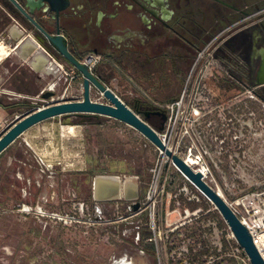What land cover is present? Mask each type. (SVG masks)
Returning a JSON list of instances; mask_svg holds the SVG:
<instances>
[{
	"label": "rangeland",
	"instance_id": "1",
	"mask_svg": "<svg viewBox=\"0 0 264 264\" xmlns=\"http://www.w3.org/2000/svg\"><path fill=\"white\" fill-rule=\"evenodd\" d=\"M14 24L18 25L12 19L4 25L0 21V41L6 46L16 43L5 38ZM45 54L53 60L50 53ZM210 54L207 50L204 56ZM213 64L211 60L210 64L185 71L186 79L191 78L186 108L181 107L185 114L180 109L175 124L172 121L176 110L172 114L163 103L147 99L146 83L140 81L134 66L130 65L127 71H113L99 65L95 72L103 76L104 86L165 138L177 156L199 157L200 164L208 170L204 180L226 202H231L248 193L264 191V114L250 91L248 149L241 148V132L234 135L233 148L215 147V131L209 125L212 114L204 115L207 124L203 125H199L202 114H194L197 97L205 91L201 85L196 90L195 82L213 78ZM24 68L22 74L31 77L29 67ZM217 71L218 75L223 74L222 66ZM55 76H47L43 84L57 78L52 99L43 98V94L33 100L20 99L30 112L82 99L81 79L71 82L65 80L66 75ZM65 88L62 95L60 91ZM15 89L34 92L33 87L21 88L16 79H11L0 85V101L7 91ZM90 99L106 102L94 87ZM224 119L225 114L218 115L220 122L225 123ZM32 130L42 159H50L51 153L52 161L58 163L55 183L50 188L41 179L37 187L33 177L28 176L30 183L23 181L24 185L36 193L19 201L14 198L16 187H11L10 198L0 208V264H112L125 254L136 264H180L178 258L182 257L187 264H239L247 258L242 249L236 248L235 240L227 242L229 229L214 206L166 156L128 125L104 116L83 115L55 117ZM242 155L246 158L243 163ZM106 167L107 174L90 173L92 169ZM97 176L118 178L121 194L105 201L96 200ZM124 178H131L137 198L125 195ZM6 180L3 181L7 183ZM149 235L151 239L147 238Z\"/></svg>",
	"mask_w": 264,
	"mask_h": 264
},
{
	"label": "flooded vegetation",
	"instance_id": "2",
	"mask_svg": "<svg viewBox=\"0 0 264 264\" xmlns=\"http://www.w3.org/2000/svg\"><path fill=\"white\" fill-rule=\"evenodd\" d=\"M9 19L72 73L65 72L66 81L82 82V77L48 36L58 37L79 62L99 56L92 71L101 84L97 66L113 71L134 66L146 83L147 99L168 108L178 100L185 107L191 82L185 71L213 60L215 76L199 82L205 91L197 97L195 114H202L199 125L207 124L205 114H212L215 147L233 148L234 135L241 132V148L248 149L250 91L264 114V88L253 85L264 49V0H0V21L4 25ZM207 50L211 54L204 56ZM219 65L223 74L218 75ZM219 114H225V123Z\"/></svg>",
	"mask_w": 264,
	"mask_h": 264
},
{
	"label": "water",
	"instance_id": "3",
	"mask_svg": "<svg viewBox=\"0 0 264 264\" xmlns=\"http://www.w3.org/2000/svg\"><path fill=\"white\" fill-rule=\"evenodd\" d=\"M32 11L29 12L31 14ZM27 15V14H26ZM29 21L34 23L29 15ZM38 47L40 43L33 38ZM50 43L57 47L60 54L74 67L82 77V99L78 101H63L37 108L17 119L0 135V153L15 139L30 127L55 117L76 116H104L120 121L140 133L161 154L166 156L173 166L214 206L224 223L231 232L236 244L242 249L249 264H264L247 229L241 224L227 202L217 190L213 189L203 178V175L177 156L160 138L159 133L149 125L146 119L129 108L112 90L101 84L86 66L69 55L63 48L58 37L48 36ZM41 49V48H40ZM260 62L253 82L254 87L264 88V49L259 51ZM94 87L106 100L105 103L95 102L90 99L91 88ZM54 92L48 91L43 98L49 99ZM117 191L109 192V196H101L100 200L116 197ZM129 198H137V192L132 191Z\"/></svg>",
	"mask_w": 264,
	"mask_h": 264
},
{
	"label": "crops",
	"instance_id": "4",
	"mask_svg": "<svg viewBox=\"0 0 264 264\" xmlns=\"http://www.w3.org/2000/svg\"><path fill=\"white\" fill-rule=\"evenodd\" d=\"M11 28H16L20 32V36H10ZM7 33L8 36L5 38L14 40L16 43L12 46H6L4 42L0 41V43H2L8 50V53L0 59V85H3V82L5 81L16 79L19 87H33L34 92L32 91L30 93L22 91L21 89H15L5 93L7 96H5V98L0 102H2L3 105L13 104L17 106V108L12 111L11 109L5 108L0 104V135L17 119L24 116L25 113L30 112L29 110L23 111V109L26 107L25 104H22L20 99L33 100L35 96L39 94H45L48 91H52L55 94L57 88V78H53L50 83L43 85L47 80V76L56 75L55 77H63L65 75V71L61 68V66L57 65L55 61L50 59L48 57L49 55L47 56L49 58L48 60H51L54 63L57 69L56 72L48 73L34 71L29 66L27 60L21 59L16 55L22 42L27 38H33L30 35H24L17 24L11 25L8 28ZM31 58H33L32 54L27 56V59ZM4 60H7L8 63L3 65L1 62ZM24 65L29 67L30 70L28 72H32L33 75L36 74V76L32 75L31 77H27L22 74V71L25 70ZM66 90L67 88L62 89V92L60 91V93L63 95L65 94ZM36 125L27 129L0 153V208H3L4 201L10 198L9 192L12 190L11 187L14 189L16 187V194L14 195V198H17V201L26 195H35L36 192L27 190L26 186L24 185L23 181L30 183L28 176L33 177L32 182L37 187H39L38 183L41 179L47 181L50 188L55 183L58 163L52 161L51 153L50 159L47 160L46 158L42 159L43 156L39 153V151H37L34 143L35 140L32 135V129ZM4 179H7V183L3 181Z\"/></svg>",
	"mask_w": 264,
	"mask_h": 264
},
{
	"label": "bare ground",
	"instance_id": "5",
	"mask_svg": "<svg viewBox=\"0 0 264 264\" xmlns=\"http://www.w3.org/2000/svg\"><path fill=\"white\" fill-rule=\"evenodd\" d=\"M10 36L12 37H19L20 32L16 28L10 29ZM8 53L7 48L0 43V59L4 57ZM33 56L31 59H27L28 55ZM16 55L21 58L28 61L29 66L37 72H56V66L51 60H48L49 58L47 55L38 47L36 42L31 39L27 38L25 39L21 46L19 47ZM71 128V127H69ZM200 158L199 157H193V155H187L185 157V161L188 165L193 167L195 170L200 172L203 175V178L207 175V169L203 164H200ZM123 186L125 188V195L130 196L132 191H134V185L131 180V178H124L123 180ZM116 189L117 196L121 194V187H120V180L116 177L111 176H97L94 180V195L95 199L98 201H105L100 200L101 196H109V192ZM220 194V192L218 191ZM221 195V194H220ZM112 199V198H110ZM109 200V199H106ZM112 264H136L133 260H129V257L127 254L122 256L121 258L115 260Z\"/></svg>",
	"mask_w": 264,
	"mask_h": 264
},
{
	"label": "built area",
	"instance_id": "6",
	"mask_svg": "<svg viewBox=\"0 0 264 264\" xmlns=\"http://www.w3.org/2000/svg\"><path fill=\"white\" fill-rule=\"evenodd\" d=\"M98 61L99 56L89 55L82 58L80 63L86 66L90 72H92L93 68L95 67ZM198 84L199 82H195L196 90L198 89ZM182 106L183 105L180 103V100L176 101L175 103L169 106V109H171L172 114L173 110H176V112L174 113L175 115L173 116V124L176 123L177 115L179 114V110ZM181 112L182 114H185L184 110L182 109ZM170 120H172V117H170ZM184 132L186 133L187 130L185 129ZM159 136L162 141L166 144L165 138L161 135ZM182 159L185 160V158ZM227 204L231 208L233 213L236 215V217L239 219L241 224L247 229L248 233L251 236L253 244L255 245L260 257L264 262V191H255L248 193L231 202H227ZM229 240H234L230 231L228 232L227 242H229ZM236 248L239 249V246L237 244ZM171 259L173 258L171 257ZM178 259L180 264H187V259L185 257ZM239 264H249L248 259H241Z\"/></svg>",
	"mask_w": 264,
	"mask_h": 264
},
{
	"label": "trees",
	"instance_id": "7",
	"mask_svg": "<svg viewBox=\"0 0 264 264\" xmlns=\"http://www.w3.org/2000/svg\"><path fill=\"white\" fill-rule=\"evenodd\" d=\"M0 104L3 105L2 102H0ZM3 106L5 108L11 109L12 111H14V109L17 108V106H15L13 104H4ZM25 107H26V105H25ZM25 110L28 111V110H30V108L27 107ZM94 117H96V116H94ZM108 172H109V170H108L107 167L103 168V169H98V170L92 169L90 171L91 175H94V174H107ZM147 238L151 239L152 237L149 235Z\"/></svg>",
	"mask_w": 264,
	"mask_h": 264
}]
</instances>
